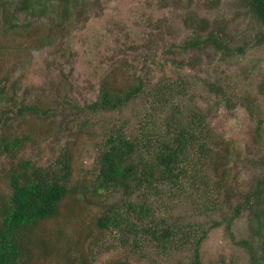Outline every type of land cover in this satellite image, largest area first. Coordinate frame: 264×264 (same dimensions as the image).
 <instances>
[{"label": "rangeland", "instance_id": "374dc122", "mask_svg": "<svg viewBox=\"0 0 264 264\" xmlns=\"http://www.w3.org/2000/svg\"><path fill=\"white\" fill-rule=\"evenodd\" d=\"M23 1L0 0V80L8 79L11 98L0 102V118L11 119L19 128L7 126L0 133L14 136L23 131L42 145L45 161L58 153L62 141L70 140L73 178L80 186L83 180L90 181L107 129L124 119L134 130L137 113L144 107L141 99L122 112H87L100 80L107 78L122 87L145 73L152 84L186 78L190 93L183 102L191 107L187 110H211L208 122L218 141L225 140L217 151L229 150L220 169L226 170L225 181L233 189L231 201L243 202L264 179V45L255 44L261 25L247 0H208V7L206 0H32L29 10L23 9ZM44 5L45 10L39 11ZM64 10L69 11L67 16ZM186 17L198 18L200 25L207 21L210 29L229 35L232 54L181 53L178 46L193 36L196 26L191 21L186 26ZM24 25H31L29 36ZM153 37L162 41L157 47L159 64L146 71L139 58L146 55ZM191 57L199 60L193 68L176 63ZM14 82L16 92L10 88ZM216 82L225 89L229 105L209 89ZM23 106H35L39 112L22 111ZM24 149L13 159L0 160V196L3 190L9 193L3 179V170L10 169L8 161L17 164L34 156L31 146ZM214 193L222 201L227 188ZM123 199L120 189L96 195L81 188L72 194L59 215L36 230L47 245L34 243L30 264L194 263L191 245L169 246L162 252L147 243L134 251L121 244L117 230L99 228L98 220ZM163 202L170 208L167 212L165 207L156 208V217L185 216L189 222L213 228L200 247L201 264H264L257 210H244L229 222L220 213L197 216L194 208L179 200Z\"/></svg>", "mask_w": 264, "mask_h": 264}, {"label": "trees", "instance_id": "16d2710c", "mask_svg": "<svg viewBox=\"0 0 264 264\" xmlns=\"http://www.w3.org/2000/svg\"><path fill=\"white\" fill-rule=\"evenodd\" d=\"M247 1L249 10L261 25L255 44L264 45V0ZM31 2L24 0L23 9L29 10ZM208 3L206 0L207 7ZM210 3L215 5L214 1ZM45 8L46 5L39 11ZM68 14L69 11L64 10V16ZM189 21L196 26L192 27L193 36L178 46L181 53L213 50L225 56L232 54L229 35L219 29H210L207 21L200 25L198 18L189 20L186 17V26H189ZM23 28L29 36L31 25H24ZM48 41L41 43L43 45ZM156 41L154 37L150 38L146 55L139 58L144 70L159 64L157 47L162 41ZM165 46L160 50L164 51ZM198 61L197 57H191L189 60H176V63L180 67L186 65L193 68ZM188 81L181 78L152 84L147 73L122 87L115 86L107 78L100 80L95 87L96 98L84 108L87 112H122L141 99L144 107L137 113L134 130L124 119L119 125L107 129L90 181L83 180L89 183L87 185L83 182L79 186L74 182L70 140L62 141L58 153L45 161L42 145L31 136L21 130L14 136L1 132L0 160L13 159L27 146H31L35 154L17 164L9 160L10 169L3 170V179L7 183L5 190L9 193L3 190L0 196V264L33 262L34 243L42 248L47 245L35 234L36 230L44 222L57 217L62 204L81 188L96 195L118 189L123 191L122 203L109 208L98 220L97 226L117 230L121 244L130 246L134 251L147 243L162 252L169 246L185 248L191 245L195 252L193 264H201L200 247L213 228L206 229L202 223L189 222L185 216L156 217V208L165 207L166 212L170 208L164 204V198L187 203L189 208H194L197 216L220 213L229 222L244 210H257L259 235L264 244V179L246 193L243 202L231 201L233 189L225 181L226 170L220 169L228 160L229 150L217 151L219 146L225 145V140L218 141L214 128L208 122L211 110H187L191 107L183 101L190 93L186 90ZM8 82V79L0 80V102L11 99ZM16 87V82L10 86L13 91ZM210 88L225 99L227 105L231 103L218 82L211 83ZM22 109L39 112L35 106H23ZM11 121L7 117L4 120L0 118V128L16 126ZM221 187L227 188L222 201L214 197V192ZM260 207L263 209L260 210ZM219 225V222H214V226Z\"/></svg>", "mask_w": 264, "mask_h": 264}]
</instances>
